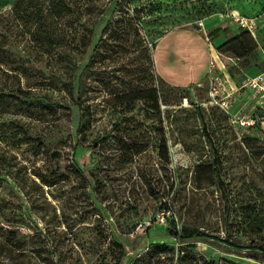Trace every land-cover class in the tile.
I'll use <instances>...</instances> for the list:
<instances>
[{
  "label": "rangeland",
  "instance_id": "374dc122",
  "mask_svg": "<svg viewBox=\"0 0 264 264\" xmlns=\"http://www.w3.org/2000/svg\"><path fill=\"white\" fill-rule=\"evenodd\" d=\"M257 1L0 0V264H264V124L242 141L208 79L152 67L158 36L218 52ZM260 46L214 65L241 81Z\"/></svg>",
  "mask_w": 264,
  "mask_h": 264
},
{
  "label": "crops",
  "instance_id": "0c3cea01",
  "mask_svg": "<svg viewBox=\"0 0 264 264\" xmlns=\"http://www.w3.org/2000/svg\"><path fill=\"white\" fill-rule=\"evenodd\" d=\"M226 1L229 2V0ZM257 2V4L255 3L256 5H245V8H251V10L245 9L244 7L232 6V4H226V7L228 12L236 11L242 15L254 16L264 10V0ZM241 8H243L246 13L243 12ZM219 19V22L223 23L219 26L220 29H222L221 32L232 34V36L238 34V31L229 26L223 17ZM210 25H212V23H209L208 27H210ZM203 29V31H195L187 28H178L167 31L156 38L153 49L154 68L157 76L163 82L172 86L188 87L194 84L199 85L204 79L209 80L207 72L210 63L219 62L218 56L223 57V55L218 53L216 49H212L210 42L207 41V37L205 36V26ZM256 38L258 48L261 49L260 43L264 41V27L261 26L259 28L256 33ZM213 44L216 45L217 48L222 42H213ZM212 50H215L216 54L212 52ZM262 53H264V50H262ZM217 71L220 72L218 68ZM260 73H264V71H258V73L253 76L246 75L245 79L241 81L233 80L223 73H221V75L226 80L230 90H237L248 78L255 77ZM234 97V104L237 108L241 109L248 108V106H251L255 102L254 96L251 95V92L246 90L237 92Z\"/></svg>",
  "mask_w": 264,
  "mask_h": 264
},
{
  "label": "built area",
  "instance_id": "2783aa9c",
  "mask_svg": "<svg viewBox=\"0 0 264 264\" xmlns=\"http://www.w3.org/2000/svg\"><path fill=\"white\" fill-rule=\"evenodd\" d=\"M229 26L238 31L249 33L257 42L256 33L264 27V10L254 16L242 15L236 11H229L222 16ZM203 28V22L200 23ZM207 41L209 39L207 38ZM258 45V44H257ZM209 78V105L222 111L238 138H243L250 132L260 131L264 124V73L248 78L237 90H230L224 77L217 71L214 62H211L207 72ZM249 91L255 102L248 109L237 108L235 97L237 92Z\"/></svg>",
  "mask_w": 264,
  "mask_h": 264
},
{
  "label": "trees",
  "instance_id": "16d2710c",
  "mask_svg": "<svg viewBox=\"0 0 264 264\" xmlns=\"http://www.w3.org/2000/svg\"><path fill=\"white\" fill-rule=\"evenodd\" d=\"M121 10L124 12L123 8H121ZM108 26H109V24L104 28L103 33L107 31ZM255 45L258 46L254 37L251 36L247 32L241 31L239 34L235 35L231 39L225 41L220 46H218L217 50H218V52H220L222 54H228V55H231L233 57L241 59V58H244V57L248 56L249 54H251L255 49ZM96 49H97V47L95 48L94 52L96 51ZM87 67L88 66H86L85 69H87ZM152 67H153V70H155L153 63H152ZM149 91L151 93L154 92V90H152V89ZM142 92H144V91H142ZM142 92H133L131 94H134L133 96H135L136 93H142ZM135 99H140V98H135ZM154 101L156 103L157 99L154 98ZM255 132H257V131H255ZM258 132H260V131H258ZM248 136H249V134H246L243 138H241L242 141L246 140L248 138ZM75 172H77V170H75ZM78 173L80 174V172H78ZM163 249H167V248L164 247ZM127 257H128V252H121L117 257L115 264H126ZM170 264H173V259L171 260Z\"/></svg>",
  "mask_w": 264,
  "mask_h": 264
}]
</instances>
